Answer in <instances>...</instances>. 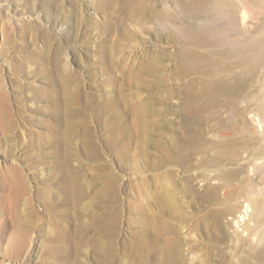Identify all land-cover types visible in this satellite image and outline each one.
Listing matches in <instances>:
<instances>
[{
    "label": "rangeland",
    "instance_id": "1",
    "mask_svg": "<svg viewBox=\"0 0 264 264\" xmlns=\"http://www.w3.org/2000/svg\"><path fill=\"white\" fill-rule=\"evenodd\" d=\"M125 2L0 0V264H264V166L187 141L177 59L158 60L161 87L136 73L179 42Z\"/></svg>",
    "mask_w": 264,
    "mask_h": 264
},
{
    "label": "bare ground",
    "instance_id": "2",
    "mask_svg": "<svg viewBox=\"0 0 264 264\" xmlns=\"http://www.w3.org/2000/svg\"><path fill=\"white\" fill-rule=\"evenodd\" d=\"M156 2L157 5L126 0L124 7L135 25L147 21L158 27L167 25L174 39L178 40L179 47L171 53L157 54L151 50V55L143 58L136 73L144 71L154 75L157 77L156 84L161 87L165 85L167 76L163 74L166 67H156L158 60L173 56L177 64L171 66L172 75L182 80L179 86L185 105L182 117L186 124L187 141L195 144L198 151L203 149V144L213 145L217 150L218 165L225 156L228 155L230 160L239 159L241 151L247 150L250 156L245 163L249 162V171L263 167L264 156L260 157L259 152L264 151V22H249L255 18V6L261 4L264 14V0ZM53 64L60 79L66 81L67 69L61 65L58 56L54 57ZM136 81L140 82L139 85L148 84L141 79ZM133 113L137 119H144L149 110L143 104L135 105ZM206 118L217 120L222 132L220 139L218 135L216 140L202 135L199 128ZM144 128H147L145 121L138 131ZM238 166L243 170L242 163ZM216 193V188L209 191L214 202L218 200ZM157 201L162 202L161 196H157ZM262 208L254 206L252 212L259 213ZM246 212L244 209L242 218L247 217ZM158 225L160 229L163 226L162 223ZM262 252L257 253L262 255Z\"/></svg>",
    "mask_w": 264,
    "mask_h": 264
}]
</instances>
